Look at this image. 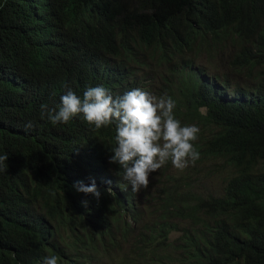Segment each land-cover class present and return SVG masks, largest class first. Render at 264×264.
<instances>
[{
	"label": "trees",
	"instance_id": "obj_1",
	"mask_svg": "<svg viewBox=\"0 0 264 264\" xmlns=\"http://www.w3.org/2000/svg\"><path fill=\"white\" fill-rule=\"evenodd\" d=\"M90 86L173 99L199 159L133 192L114 124L41 115ZM5 154L0 264H264V0H0Z\"/></svg>",
	"mask_w": 264,
	"mask_h": 264
},
{
	"label": "clouds",
	"instance_id": "obj_2",
	"mask_svg": "<svg viewBox=\"0 0 264 264\" xmlns=\"http://www.w3.org/2000/svg\"><path fill=\"white\" fill-rule=\"evenodd\" d=\"M175 101L170 97L156 96L140 88L122 95L113 96L103 86L88 87L83 96L68 89L61 97L57 108L41 106V115L53 124L68 123L82 116L95 129L115 125L116 146L111 148L109 163L122 170L121 178L130 185L133 192L146 189L150 176L166 162L171 161L179 170L199 159V152L193 142L198 138L199 128L195 125H181L174 117ZM32 122L25 128L31 129ZM8 155H0V172H6ZM77 192L92 195L97 200L101 191L93 179L90 185L82 181L73 185ZM108 193L111 188L106 189ZM87 206L88 201L81 202ZM42 264H58L55 255L43 258Z\"/></svg>",
	"mask_w": 264,
	"mask_h": 264
},
{
	"label": "rangeland",
	"instance_id": "obj_3",
	"mask_svg": "<svg viewBox=\"0 0 264 264\" xmlns=\"http://www.w3.org/2000/svg\"><path fill=\"white\" fill-rule=\"evenodd\" d=\"M174 237V236H173Z\"/></svg>",
	"mask_w": 264,
	"mask_h": 264
}]
</instances>
